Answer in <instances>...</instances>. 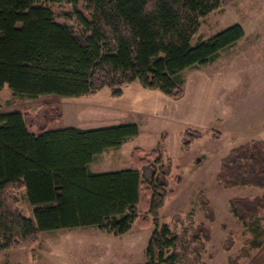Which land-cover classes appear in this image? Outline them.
<instances>
[{
  "label": "trees",
  "instance_id": "obj_1",
  "mask_svg": "<svg viewBox=\"0 0 264 264\" xmlns=\"http://www.w3.org/2000/svg\"><path fill=\"white\" fill-rule=\"evenodd\" d=\"M81 2L0 0V89L7 85L29 99L83 98L105 89L119 96L124 86L138 82L177 99L184 94L185 71L214 63L245 36L237 24L192 45L202 19L219 10L223 0ZM52 5L71 6L66 16L73 21L77 15L75 25L60 23ZM63 117L51 104L35 115L0 112V251L31 250L43 232L54 230L95 227L121 237L140 219L142 227L151 220L156 226L145 264H207L203 255L212 236L205 223L196 224L189 216L175 221V231L158 227L160 210L175 194L169 182L173 162L165 146L148 152L134 148L128 169L95 173L90 170L95 159L137 137L139 126L49 130ZM202 138L200 130L186 129L181 146L190 151ZM217 183L261 190L254 198L231 201L250 237L236 256L231 255L237 245L233 235L223 249L228 264H242L264 245V142L233 148L221 160ZM22 190L34 207L35 221L18 208ZM202 201L213 223L210 202Z\"/></svg>",
  "mask_w": 264,
  "mask_h": 264
},
{
  "label": "rangeland",
  "instance_id": "obj_2",
  "mask_svg": "<svg viewBox=\"0 0 264 264\" xmlns=\"http://www.w3.org/2000/svg\"><path fill=\"white\" fill-rule=\"evenodd\" d=\"M51 7L60 23L75 25L73 21L77 22V15L74 16L73 21L66 16L71 12V6L52 5ZM79 11L83 10L80 8ZM237 24L241 25L244 31L247 30L250 37L244 43L240 40L236 44L240 45V49L247 48L248 43L254 41L264 31V0H223L219 10L202 19L201 28L192 45L211 39ZM239 48L237 51H241ZM227 65L220 68V73L225 74L222 84L224 92L229 85H234L237 81L234 79L238 77L233 74L236 68L227 69ZM252 70L253 68H250L248 73L241 75L244 80H241V86L238 85L233 92L237 94L227 98L223 102L224 106L233 110L241 97H247L254 92V85L248 80V76L252 77L254 74ZM185 72L183 76L186 95L182 100L179 98L175 100L176 106L181 105L182 108L191 107L193 99L197 98L204 89L200 82L195 84L200 80L199 77H194L192 75L194 73H188L187 81ZM209 76L214 77L218 74L213 70ZM129 86L130 84L124 86L119 96L105 89L80 99L56 95L29 99L13 93L6 85L0 89V112L18 111L35 115L41 106L51 104L61 109L64 117L59 123L51 125L49 130L70 127L98 128L129 122L137 124L139 126L137 137L129 140L121 149H111L99 155L90 165V170L95 173L125 170L130 167L129 156L134 148H142L148 152L159 145L165 146L167 155L173 162V174L169 182L175 194L160 210L158 227L169 226L174 230V223L178 218L185 219L192 216L196 224L205 223L211 232L212 241L207 244L206 253L203 255L204 261L207 264H228L229 254L223 249L228 237L233 235L237 244L231 253L232 256L240 252L246 238L250 237L247 235L248 229L234 215L231 201L239 197L254 198L261 193V190L255 187L221 188L217 183L221 160L229 154L236 142L215 140L206 130H201L204 131L203 139L193 144L190 151H185L181 146L180 134L191 127L187 122H183L180 127L160 120L153 123L147 117L127 115L119 108L120 103L115 105V98L123 97ZM104 94H106L105 98H103ZM217 103L219 107L223 106L220 101ZM182 116L191 117L186 113ZM29 130L37 134L36 129ZM176 179L179 180L178 184L175 182ZM17 197L21 213L35 221L34 207L29 203L26 191H20ZM142 198L141 193L138 209L143 215L145 206ZM203 198L210 202L214 211L213 223L207 218ZM155 229L153 220L146 227H142L138 219L132 230L123 237H115L95 227L47 231L41 234V242L31 250L0 251V264H145L146 249ZM242 264H264V245L254 250L251 257Z\"/></svg>",
  "mask_w": 264,
  "mask_h": 264
},
{
  "label": "crops",
  "instance_id": "obj_3",
  "mask_svg": "<svg viewBox=\"0 0 264 264\" xmlns=\"http://www.w3.org/2000/svg\"><path fill=\"white\" fill-rule=\"evenodd\" d=\"M249 37L248 31L245 30V36L240 42L244 43ZM248 44L249 47L243 49L239 48V44H235L233 47L222 51L214 63L185 72L187 81L188 73H194L192 74L194 77L200 78L195 84L200 82L204 88L203 92L193 99L191 107L176 106V98L158 91L145 89L139 83L130 84L123 97L115 98V105L120 103L119 108L127 115L147 117L153 123L171 122L180 127L183 122H187V125L191 126L187 129L206 130L212 138H214L213 135L219 136V141H235L233 148L252 141L264 142V31ZM238 48L241 51H237ZM226 64H228L227 69L236 68L233 74L238 75V77L234 79L237 80L234 83L235 86L229 85L224 92L222 84L225 74L220 73V68ZM250 68H253L254 74L252 77L248 76V80L251 85H254V92L247 97H241L242 99L238 101L233 110L224 106L223 102L227 98L237 94L233 93L234 89L238 85L241 86V80H244L241 75L248 73ZM213 70L219 77L209 76ZM185 95L184 91L183 96L179 99H184ZM103 96L105 98L106 94ZM217 101H220L223 106L219 107ZM184 113L190 114L191 117H183L182 114ZM182 134L183 132L180 135Z\"/></svg>",
  "mask_w": 264,
  "mask_h": 264
}]
</instances>
